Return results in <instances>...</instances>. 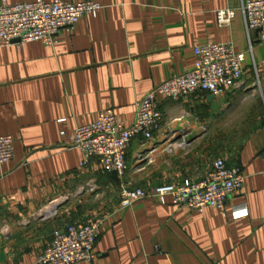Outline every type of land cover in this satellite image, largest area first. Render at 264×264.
Segmentation results:
<instances>
[{
  "label": "crops",
  "instance_id": "0c3cea01",
  "mask_svg": "<svg viewBox=\"0 0 264 264\" xmlns=\"http://www.w3.org/2000/svg\"><path fill=\"white\" fill-rule=\"evenodd\" d=\"M94 1L102 5L98 15L60 30L54 45H0V135L14 139L13 158L0 165V264H38L65 219L100 223L93 263L75 264H264V113L251 109L263 101L258 92L264 96V45L257 31H246L241 6L248 0ZM220 9L234 10L229 24H218ZM210 42L230 43L236 51L253 44L242 86L213 98L158 95L160 127L150 140L131 139L122 178L95 160L80 168L81 151L60 145L61 129L70 133L77 124L93 123L108 107L130 125L136 102L192 69L194 47ZM214 114L248 125L232 150L212 146L207 127ZM217 158L244 176L242 190L224 208L189 210L169 196L121 207L118 195L100 197L91 218L75 217L92 188L103 193L122 182L149 189L195 181ZM241 205L247 216L233 219L232 208Z\"/></svg>",
  "mask_w": 264,
  "mask_h": 264
},
{
  "label": "built area",
  "instance_id": "2783aa9c",
  "mask_svg": "<svg viewBox=\"0 0 264 264\" xmlns=\"http://www.w3.org/2000/svg\"><path fill=\"white\" fill-rule=\"evenodd\" d=\"M102 5L94 0L77 3L62 0H36L9 4L0 2V45L13 42L24 44L41 41L54 45L60 30L73 29L84 16L96 17ZM241 13L248 35L259 34L264 45V0H248L241 6ZM233 9L216 11L219 25H227L234 17ZM254 49L250 43L247 51H236L230 43H205L194 47L196 56L192 69L173 75L154 86L135 104V116L125 125L111 107L101 111L97 120L89 124H77L70 133L59 131L62 147L81 151L80 168H86L95 160L106 172L122 178L126 171V151L131 139L153 137L161 124L162 113L156 102L158 95L177 100L195 93L217 96L240 88L243 84V63L248 52ZM63 120H61L62 122ZM14 155V139L0 135V165ZM244 185L240 169L229 166L223 158H217L211 168L199 180L185 179L180 183H163L149 189L134 188L120 183L119 203L127 207L141 198L169 196L182 208L202 211L205 207L224 208L227 200ZM245 205L233 207V219L246 217ZM100 223L72 222L53 229L49 242L37 256L38 264H75L81 261L93 263L94 246Z\"/></svg>",
  "mask_w": 264,
  "mask_h": 264
},
{
  "label": "rangeland",
  "instance_id": "374dc122",
  "mask_svg": "<svg viewBox=\"0 0 264 264\" xmlns=\"http://www.w3.org/2000/svg\"><path fill=\"white\" fill-rule=\"evenodd\" d=\"M263 87V86H262ZM260 95V96H259ZM258 97L262 98L263 97V101L259 100L256 102L255 105H252L251 109H252V113H254V111H258L259 109L264 113V96L261 92H258ZM248 128V125L246 124H242V125H238L235 126L233 123H228V120L225 119V117H218L217 114L213 115L212 121L209 124V126L207 127L210 135H212V146L213 147H218L221 150H232L233 147H235L240 138L243 137L245 135V132ZM103 193H101L99 190H97L96 188H92V191L89 193L90 196L86 197L81 201V207L80 209L77 208L76 212L74 211V213H78L76 216H82L86 214L85 217L91 218L92 216H94V214H90L89 212H92L91 210L96 207H98V205H100L101 202V198L100 197H109V199H111L112 197H118L119 195V189L118 187L115 189H110L109 190H102ZM98 193V199L94 198L95 195ZM72 211V210H71ZM70 211V212H71ZM83 221V220H82ZM85 221V220H84ZM68 223H72L71 220L65 219L64 222H60L58 226H62ZM57 226V227H58Z\"/></svg>",
  "mask_w": 264,
  "mask_h": 264
},
{
  "label": "water",
  "instance_id": "95a60500",
  "mask_svg": "<svg viewBox=\"0 0 264 264\" xmlns=\"http://www.w3.org/2000/svg\"><path fill=\"white\" fill-rule=\"evenodd\" d=\"M15 42H16V40H15ZM213 97H214L213 95H209V98H213ZM111 174H112V177L113 178H116L117 177V175H116V173L114 171ZM59 206H60V203H56L54 205V210H56Z\"/></svg>",
  "mask_w": 264,
  "mask_h": 264
}]
</instances>
